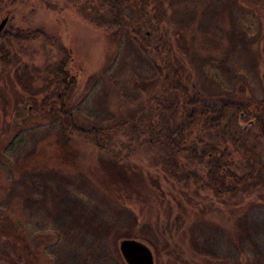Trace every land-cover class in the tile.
Here are the masks:
<instances>
[{"label":"rangeland","instance_id":"obj_1","mask_svg":"<svg viewBox=\"0 0 264 264\" xmlns=\"http://www.w3.org/2000/svg\"><path fill=\"white\" fill-rule=\"evenodd\" d=\"M156 3L0 0V20L8 18L4 28H41L47 37L11 42L12 61L0 64V209L7 217L0 264H53L55 255L75 246L61 231L49 230L61 226L47 212L53 205L50 199L38 210L25 207L24 194L35 197V175L45 171L64 177L70 191L112 215L111 225L103 227L81 211L65 222L76 231L86 226L91 230L84 264H95L92 257L98 255L110 264H127L119 242L134 238L124 237L133 231L154 242L134 238L151 248L153 264H220L196 252L192 240L201 228L213 233L218 253L263 264L264 185L250 177L238 181L250 172L243 154L227 143V155L217 159L225 145L214 129L201 123L188 136L193 152L168 159L157 142L185 108L164 89L163 54L155 38L164 33L202 92L251 99L255 105L264 97V0H162L161 9ZM143 14L153 24L148 39L141 35L147 30ZM110 20L119 25L108 24ZM61 45L70 48V65L77 68L71 73L74 82L66 76L67 112L81 126L106 129L104 148L68 128L67 119L51 109L54 98L39 108L17 84L14 69L27 63L32 87L41 88L50 77L45 66L62 57ZM11 141L16 143L13 148ZM211 144L216 150L207 155ZM215 163L224 167L213 175L209 171ZM227 169L235 176V188L217 190L215 178L222 173L232 183ZM123 210L128 215L120 217ZM245 219L260 226L258 232L251 227L258 251L252 248L254 242H245L240 253L229 246L232 252L225 254ZM230 258L222 257L234 264Z\"/></svg>","mask_w":264,"mask_h":264},{"label":"trees","instance_id":"obj_2","mask_svg":"<svg viewBox=\"0 0 264 264\" xmlns=\"http://www.w3.org/2000/svg\"><path fill=\"white\" fill-rule=\"evenodd\" d=\"M154 1H157L155 5L156 8L161 9L162 0ZM113 6V4H110V9L114 12ZM144 14L146 13L144 12ZM154 18H156V15H154ZM107 23H116L119 25L117 20H110ZM143 23L147 26V30L141 35L144 39H148L150 37L148 33H153V24L147 21L145 16ZM38 37L47 38L41 28H4L0 31V64L6 65L11 63L12 60L9 58L10 52L8 48L11 42H16L17 44L29 42ZM155 40L159 43V49L163 54L162 83L164 89L173 94L176 99L180 100L185 108L180 120L174 122L171 128H167L163 133L164 137L157 141L165 150L167 158L175 159L183 152L194 151V147L191 145L187 146V143H189L188 136L191 134L192 129L201 123V125L214 129L216 138L224 143V145L227 143L231 144L243 154L250 172L249 174L240 175L238 178L239 182L248 181L250 177L255 184L264 185V144L262 145L261 140L258 139L264 140V97L256 101L255 105H253L251 99H249L250 101L245 99H231L202 92L195 83L191 81V73L187 70L184 61L176 53L170 41L164 36V33H160ZM59 49L62 53V57L58 61L45 66V71L50 77H45L46 82L41 88L34 89L32 87L31 81H33V75L29 72V68L26 65L27 63L14 69L17 84L24 93L29 94L28 99L32 104L39 108H42L49 102V99L51 101V98H54L52 102H50L52 103L51 109L58 111L61 116L67 119L66 125L68 128L88 139L89 142L93 143L98 148H104L102 138L106 136V129L97 125L81 126L77 124L71 114L67 112L66 99L69 83H67L66 76H70L71 73L77 71V68L75 69L73 65H70L73 62L70 48L61 45ZM14 56L16 57L15 63L17 64L19 58L15 54ZM74 76V74L71 75L72 82L75 80ZM42 92H45V95L38 99L36 95ZM173 113H175V110ZM149 141L153 144L151 140H147V142ZM15 144L16 143L11 141L9 146L13 148ZM226 146L227 145L224 146L221 155H219L217 159L227 155ZM215 147V144H211L210 148L207 151L205 150L204 153L206 152L207 155L212 154L216 150ZM215 164L216 166H213V169L209 171L213 173V175L217 173L216 171L218 169L222 171L224 167L221 163ZM227 171L230 180L232 179L230 185L225 182L226 175L224 173L218 177L213 176L214 178L216 177L215 179L218 183L217 190L227 191L228 189L235 188L236 183L232 178H235V176L229 169H227ZM67 181L68 180H65L64 177L58 175L54 171L39 173L35 175L34 180L33 188L36 190L35 197H30L29 194L25 193L23 201L26 203V209L29 208L30 205H35V210H38L41 207L44 208L46 197L50 199L53 205L50 211L47 210V212L52 215L51 217L53 218L54 224L61 226L56 229L52 227L49 228V230L61 231L65 238L70 237V240L73 241L72 245H75L71 249L72 251L65 252V255L56 256L54 254L55 261L53 264H84L85 256H87V251L91 245L88 243V239L92 238L90 233L91 230L86 226L76 231L77 229L72 226L66 227L65 222L70 221V217L74 212L81 211L89 215L88 220L90 222L98 221L103 227L108 223L111 225L110 220L112 215L101 207L88 205L87 202L67 188ZM80 196L84 197L82 194ZM125 215H128L125 210L120 211V217ZM114 217L116 216L113 215L112 218ZM6 218V214L2 213L0 209V238L5 235H3L5 232L3 221ZM135 222L137 223L136 219ZM245 222H247V224L244 223L243 230L238 236H232L233 245H228L227 247L229 248V246H232V249H236L237 254L242 251V246L245 242L251 244L254 242L255 246H252V248L254 251L257 250V242L254 240L255 237L251 233V227L255 228L256 232H258L260 226L257 228L256 224L253 225L248 219H245ZM142 226H145L143 228L147 229L146 225H141L139 227ZM104 229L109 230L110 227ZM125 236L146 239L154 244L144 232L133 231L124 235V237ZM197 237V239L192 240V243L198 254L210 256L219 260L220 264H229L230 261H226L222 259V257L228 259L230 257L218 253L219 249L215 242V236H213V233L208 228L199 229ZM44 248L46 249V247ZM232 249L229 248L228 252L225 254H229L230 251L232 252ZM70 253H72L71 256H69ZM92 258L95 264H104L103 262L105 260L102 259L104 257L98 255ZM259 258L264 264L263 257L262 259L261 256ZM230 259H232L234 264H253L254 262L251 263L248 259L242 260L239 257H237V259ZM105 262H107L105 264H108L110 261Z\"/></svg>","mask_w":264,"mask_h":264},{"label":"water","instance_id":"obj_3","mask_svg":"<svg viewBox=\"0 0 264 264\" xmlns=\"http://www.w3.org/2000/svg\"><path fill=\"white\" fill-rule=\"evenodd\" d=\"M6 18L0 21V31L3 29ZM119 250L127 264H153L151 248L144 242L134 238H124L119 242Z\"/></svg>","mask_w":264,"mask_h":264},{"label":"flooded vegetation","instance_id":"obj_4","mask_svg":"<svg viewBox=\"0 0 264 264\" xmlns=\"http://www.w3.org/2000/svg\"><path fill=\"white\" fill-rule=\"evenodd\" d=\"M3 18H6V19L8 20L7 16H4ZM3 18H2V19H3ZM2 19H1V20H2ZM1 20H0V21H1ZM7 20H6V22H7ZM5 24H6V23H5ZM4 26H5V25H4ZM3 28H4V27H3ZM1 31H2V30H1Z\"/></svg>","mask_w":264,"mask_h":264}]
</instances>
